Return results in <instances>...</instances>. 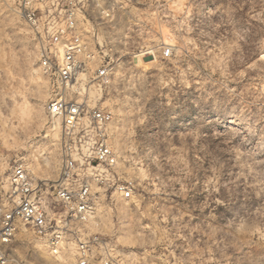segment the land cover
Returning a JSON list of instances; mask_svg holds the SVG:
<instances>
[{
  "label": "rangeland",
  "instance_id": "rangeland-1",
  "mask_svg": "<svg viewBox=\"0 0 264 264\" xmlns=\"http://www.w3.org/2000/svg\"><path fill=\"white\" fill-rule=\"evenodd\" d=\"M17 2L0 0V191L23 164L49 204L60 141ZM133 4L102 27L112 75L98 104L112 114L114 177L134 190L95 186L85 234L119 264H264V0ZM37 241L22 229L17 261L75 264L71 245L54 256Z\"/></svg>",
  "mask_w": 264,
  "mask_h": 264
},
{
  "label": "built area",
  "instance_id": "built-area-1",
  "mask_svg": "<svg viewBox=\"0 0 264 264\" xmlns=\"http://www.w3.org/2000/svg\"><path fill=\"white\" fill-rule=\"evenodd\" d=\"M133 1L18 0L17 13L34 36L49 85L46 117L59 132L61 168L48 204L26 166L11 167L7 190L0 191V264H18L14 243L22 229L54 256L71 245L75 264H119L107 245L87 237L84 226L93 218L95 186L123 199L134 190L131 182L114 177L117 157L107 143L112 114L98 104L112 75L102 27L113 24L119 11L134 8ZM160 55L170 58L171 48Z\"/></svg>",
  "mask_w": 264,
  "mask_h": 264
},
{
  "label": "bare ground",
  "instance_id": "bare-ground-1",
  "mask_svg": "<svg viewBox=\"0 0 264 264\" xmlns=\"http://www.w3.org/2000/svg\"><path fill=\"white\" fill-rule=\"evenodd\" d=\"M148 53H150V54H148ZM152 53L151 52H147V53H142V56H150ZM50 131H52V132H54V131H57V132H55V133H53V135L54 136H56L57 135V137L59 136V132H58V130H57V128L55 127L54 129H50ZM5 183V182H4ZM5 190H7V184L5 183L4 184V187H3ZM94 224V223H93ZM37 247L39 248V249H41L43 252H48V249H47V246H46V244L43 242V241H37ZM60 255H63V254H60ZM60 255H58V256H60Z\"/></svg>",
  "mask_w": 264,
  "mask_h": 264
},
{
  "label": "snow or ice",
  "instance_id": "snow-or-ice-1",
  "mask_svg": "<svg viewBox=\"0 0 264 264\" xmlns=\"http://www.w3.org/2000/svg\"><path fill=\"white\" fill-rule=\"evenodd\" d=\"M21 254H23V249L21 248ZM18 264H24V262L23 261H18Z\"/></svg>",
  "mask_w": 264,
  "mask_h": 264
}]
</instances>
